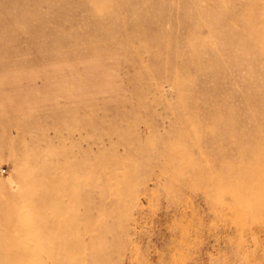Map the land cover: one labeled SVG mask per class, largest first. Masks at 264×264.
I'll use <instances>...</instances> for the list:
<instances>
[{"label": "rangeland", "instance_id": "1", "mask_svg": "<svg viewBox=\"0 0 264 264\" xmlns=\"http://www.w3.org/2000/svg\"><path fill=\"white\" fill-rule=\"evenodd\" d=\"M0 264H264V0H0Z\"/></svg>", "mask_w": 264, "mask_h": 264}]
</instances>
